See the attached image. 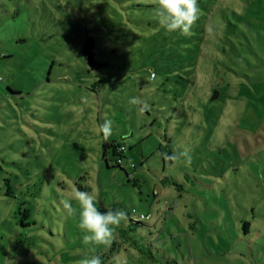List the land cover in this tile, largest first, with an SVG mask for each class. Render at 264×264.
Instances as JSON below:
<instances>
[{
  "label": "rangeland",
  "instance_id": "1",
  "mask_svg": "<svg viewBox=\"0 0 264 264\" xmlns=\"http://www.w3.org/2000/svg\"><path fill=\"white\" fill-rule=\"evenodd\" d=\"M198 6L185 37L151 0H0V264H264V0ZM77 190L126 213L110 247Z\"/></svg>",
  "mask_w": 264,
  "mask_h": 264
},
{
  "label": "clouds",
  "instance_id": "2",
  "mask_svg": "<svg viewBox=\"0 0 264 264\" xmlns=\"http://www.w3.org/2000/svg\"><path fill=\"white\" fill-rule=\"evenodd\" d=\"M151 3L156 5V16L160 26L168 33L178 32L185 37L191 36V30L200 18L198 0H151ZM130 103L138 104L139 101L133 98ZM112 124V120L105 119L104 124L100 125L105 140L112 133ZM179 155L184 156L188 161L191 159L187 150ZM165 158L176 161L179 156L177 154L165 155ZM73 200L78 205L79 211H77V207L73 206ZM63 207L69 215L79 216L78 227L85 233L83 240L86 244L104 246L105 248L111 246L115 239V229L126 218L123 209L100 211L96 206L94 194L79 190L75 191L71 199L63 201ZM77 264H102V261L99 256L93 255L90 258L77 261Z\"/></svg>",
  "mask_w": 264,
  "mask_h": 264
},
{
  "label": "trees",
  "instance_id": "3",
  "mask_svg": "<svg viewBox=\"0 0 264 264\" xmlns=\"http://www.w3.org/2000/svg\"><path fill=\"white\" fill-rule=\"evenodd\" d=\"M84 54H85V57L87 59H89L90 61V64H91V68L94 70V69H100L101 67H103L104 65L97 62L95 59H94V55H93V41L91 39L88 40V42L85 44V47H84ZM104 160L107 161V164H108V160L106 159V156L108 154V150L109 149H112L113 150V153H114V156H118V159H116V163H117V166L118 167H122L123 165V158H124V153L126 152V147L122 144H117V143H108V142H105L104 143ZM109 165V164H108ZM131 213H128L127 214V218H130ZM138 223L142 222V221H136Z\"/></svg>",
  "mask_w": 264,
  "mask_h": 264
},
{
  "label": "built area",
  "instance_id": "4",
  "mask_svg": "<svg viewBox=\"0 0 264 264\" xmlns=\"http://www.w3.org/2000/svg\"><path fill=\"white\" fill-rule=\"evenodd\" d=\"M130 216H135L137 221H144L150 217V215L146 216L144 214H138V212L135 210L130 214Z\"/></svg>",
  "mask_w": 264,
  "mask_h": 264
},
{
  "label": "water",
  "instance_id": "5",
  "mask_svg": "<svg viewBox=\"0 0 264 264\" xmlns=\"http://www.w3.org/2000/svg\"><path fill=\"white\" fill-rule=\"evenodd\" d=\"M219 98V92L218 91H215L214 93H213V96H212V98H211V101H215V100H217Z\"/></svg>",
  "mask_w": 264,
  "mask_h": 264
}]
</instances>
